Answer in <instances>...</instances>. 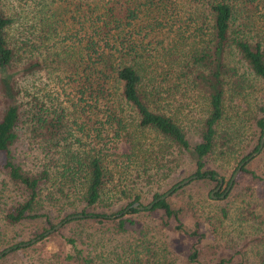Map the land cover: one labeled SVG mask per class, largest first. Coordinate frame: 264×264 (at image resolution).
<instances>
[{"label": "trees", "instance_id": "1", "mask_svg": "<svg viewBox=\"0 0 264 264\" xmlns=\"http://www.w3.org/2000/svg\"><path fill=\"white\" fill-rule=\"evenodd\" d=\"M29 9L0 0V173L18 197L2 219L30 224L27 240L0 243V264H264V168L251 166L264 141L238 172L248 183L219 197L264 129V0ZM211 160L230 161L226 181ZM186 162L165 192L195 179L153 192L150 208L123 190L116 209L104 198L116 176L158 184ZM232 207L237 239L219 229Z\"/></svg>", "mask_w": 264, "mask_h": 264}, {"label": "rangeland", "instance_id": "2", "mask_svg": "<svg viewBox=\"0 0 264 264\" xmlns=\"http://www.w3.org/2000/svg\"><path fill=\"white\" fill-rule=\"evenodd\" d=\"M6 6H14L16 7L18 13L19 11L22 14H26V10L25 8H33V9H29V10H35V8H37L38 3L41 2V0H2ZM49 1V0H48ZM20 14V13H19ZM20 14V15H22ZM52 85V84H50ZM54 90H57V86L53 87ZM63 96H60L59 99L62 100ZM124 150V146H119L118 147V151H122ZM18 151V150H17ZM109 151H116L114 149H111ZM258 154V153H257ZM256 154V155H257ZM255 155V156H256ZM254 156V157H255ZM110 159H114L113 156H110ZM230 161L228 162H224L223 160L217 161V160H211L210 161V167H215V166H220V170L223 174L224 180L226 181L228 179L229 176V166H230ZM26 166V165H25ZM251 166H254V168L257 169H263L264 168V156L259 157L254 159L253 163ZM176 171H174V169L172 168V171L174 172H168L167 175H163L161 177L162 180H160L158 184H152V185H146L144 183H142L140 180H135L136 178L133 177V175H120L119 177H115L114 179H112V182L107 183L105 189H104V198H107L106 201L110 203V206L113 207V209H116L119 203V199H122L123 194L121 193V191H125V194H138L140 196V202H141V206H146L150 200V196L153 192H165L166 188H168V186H170L168 182V180L172 179V178H177L179 179V177L181 178V176H187L190 174L191 171V165L190 163L186 162L185 164H182L181 166H177L175 168ZM183 173H177V171H181ZM175 178V179H176ZM176 179V180H177ZM234 180L239 181L237 185H241L243 184H247L248 182H246L247 177L246 176H239V174L237 173ZM226 184V183H224ZM224 184L222 186H224ZM215 185L214 183H209L207 188H211L210 194L211 196H214V193L216 191H212L213 188L212 186ZM205 187V186H203ZM207 188L199 191L200 193H202V195L204 196V193L208 192ZM223 188V187H222ZM239 189V187H238ZM213 198H216V196H214ZM18 197L16 196L15 192L12 190L10 184L8 183L7 179L5 178V176L0 173V243L1 242H16L18 240H27L28 237L30 236L29 234V229H30V224H22V225H9V224H5L3 219H2V214H3V210L4 208H6L8 205H10L13 201L17 200ZM119 200V201H118ZM205 201H208L205 198ZM109 206V205H108ZM208 209V208H207ZM235 207H232L229 212L227 213V217L225 219V221H223V223H221L219 229L221 231H223L222 229V225L223 226H227V230L228 232H230L232 238H236V230L237 228L233 224H231V226L228 224V221L233 220L232 219V214L234 212ZM54 241L52 240H44L42 243H39L36 246V249H38L39 253H46L47 251L52 249Z\"/></svg>", "mask_w": 264, "mask_h": 264}, {"label": "water", "instance_id": "3", "mask_svg": "<svg viewBox=\"0 0 264 264\" xmlns=\"http://www.w3.org/2000/svg\"><path fill=\"white\" fill-rule=\"evenodd\" d=\"M263 141H264V129L262 130V134H261V137L259 139V145L257 147V150L256 151H253L251 152L244 160H242L238 165L237 167L234 169L233 173L231 174V177L227 183V185L225 186L224 188V191L223 193L219 196V197H222L230 188L236 174L239 172L241 166L247 162L249 159L253 158L257 153L258 151L260 150L262 144H263ZM214 178L218 181L216 187L212 190V191H217L219 189V187L221 186L222 184V179L221 177L217 176V175H214ZM192 179H195V175H192V176H189L188 178H185V179H182L180 182H178L177 184H175L174 186H172L169 190H167L166 192H164L162 195L158 196L156 199H154V202H157L159 200H163L165 197H167L174 189L180 187V186H183L185 184H187L190 180ZM212 198L214 196H211ZM132 207H136L137 209L139 210H142L143 208H150L151 207V204H148L146 206H141L138 204V202H133L131 204ZM81 215L79 214H76V215H70V216H67L65 218V220H69V219H72V218H76V217H80ZM65 220L61 221V222H58L57 224H55L51 229L43 232L42 236H45L46 234H48L49 232L57 229L62 222H64ZM40 237L39 236H36L35 238H32L30 239L28 242H24V243H20L19 245L20 246H24V245H27V244H31V243H34L36 240H38ZM10 250V248H7V249H4L3 251L0 252V256L3 254V253H6Z\"/></svg>", "mask_w": 264, "mask_h": 264}, {"label": "flooded vegetation", "instance_id": "4", "mask_svg": "<svg viewBox=\"0 0 264 264\" xmlns=\"http://www.w3.org/2000/svg\"><path fill=\"white\" fill-rule=\"evenodd\" d=\"M222 184H223V182H222ZM222 184H221V186H222ZM221 186H220V187H221ZM220 187H219V188H220ZM217 191H218V190H217Z\"/></svg>", "mask_w": 264, "mask_h": 264}]
</instances>
